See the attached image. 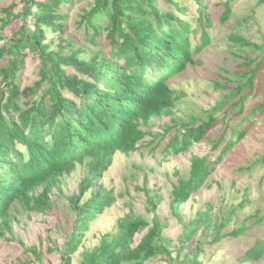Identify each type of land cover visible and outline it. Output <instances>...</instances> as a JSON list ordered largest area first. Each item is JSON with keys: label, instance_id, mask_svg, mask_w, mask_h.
<instances>
[{"label": "trees", "instance_id": "1", "mask_svg": "<svg viewBox=\"0 0 264 264\" xmlns=\"http://www.w3.org/2000/svg\"><path fill=\"white\" fill-rule=\"evenodd\" d=\"M224 1L221 22L227 20L234 0ZM70 3L71 0H24L18 13L13 12L15 4L0 9L1 32L12 22H21L0 46V239L14 240L9 214L13 203H20L29 214H50L52 189L62 177L81 168L84 178L78 184V193L68 199L74 220L61 252L62 264H71L70 257L91 222L116 201L112 190L98 184L115 153L128 156L136 152L139 143L149 136L147 128L153 119L171 118V126L165 128L164 134L176 125L172 110L183 96L175 94L167 81L188 66L201 65L194 57L210 44L208 31L212 27L204 0H194L197 16L193 21L183 19L187 10L177 0H94L90 10L82 12L79 25L86 26L91 44L98 45L104 33L107 45L104 53L97 51L80 58L86 51L70 40L60 41L64 45L58 44L55 50L49 40L53 34L64 33L63 21ZM161 4L170 9L163 10ZM102 17L106 22L101 30L93 21ZM228 39L233 46H252L239 36ZM27 54L39 61V79L31 88L19 92L16 79ZM253 73L249 70L242 76L245 81L238 82L236 96L241 87L252 86ZM20 96L25 99L22 108L18 104ZM222 106L219 104L197 126L181 124L164 155H179L199 143L214 125L213 115ZM256 111L264 114V103ZM231 134L234 139L227 142L214 161L190 156L187 178L178 179L172 186L169 208L174 215L245 132ZM91 188H95L91 196L82 202ZM143 193L146 211L152 214L150 222L129 210L112 233L101 235L97 246L81 254L79 264H144L158 256L166 257L169 264L175 263L176 253L166 248L169 243L162 238L165 224L155 214L160 197L144 189ZM200 222L198 218L182 223L184 235L190 238ZM144 230L146 233L133 246L134 235ZM263 248L264 241H257L243 260H257ZM30 252L40 260L35 249Z\"/></svg>", "mask_w": 264, "mask_h": 264}, {"label": "rangeland", "instance_id": "2", "mask_svg": "<svg viewBox=\"0 0 264 264\" xmlns=\"http://www.w3.org/2000/svg\"><path fill=\"white\" fill-rule=\"evenodd\" d=\"M93 1L71 0L65 11L64 33L49 37L51 49L55 50L62 44L60 41L68 39L86 51L79 55L80 58H88L97 51L104 53L107 45L104 33L98 45H93L87 39L86 26L79 25L82 12L89 11ZM23 2L0 0V9L15 4L13 12L18 13ZM177 2L187 10L183 19L193 21L197 16L194 0ZM224 2L204 0L212 27L208 31L210 44L194 57L201 65L188 66L167 81L175 94L183 96L172 110L176 125L164 134L165 128L171 126V118L153 119L147 128L149 136L139 143L136 152L128 156L115 153L111 166L98 184L105 190H112L116 201L91 222L80 246L70 257L71 264H79L81 254L97 246L101 235L112 233L129 210L150 222L152 214L146 211L143 189L160 197L155 214L165 224L162 238L169 243L166 248L177 255L174 264H193V260L195 264H264V248L257 260H243L257 241H264V114L256 111L264 103V0H234L227 20L221 22ZM161 8L170 9L162 4ZM105 22V17L93 21L101 30ZM20 25V21H14L0 31L3 38L0 46ZM232 35L252 46H233L228 39ZM198 38L199 33L193 37L195 42ZM38 62L33 54H27L16 79L19 92L38 81ZM249 70H254L252 86L241 87L236 96L238 82L245 81L242 76ZM24 102L20 96V108ZM219 104L223 106L213 115L214 125L199 143L179 155H164L165 147L181 130V124L197 126ZM232 131H244L245 135L222 157L200 189L180 205L177 216L174 215L169 208L172 186L178 179L187 178L190 156L214 161L227 142L234 139ZM83 178L82 169L77 168L73 174L59 180L50 195L53 209L48 215L29 214L20 203H13L9 214L13 219L14 240L0 239V264H62L61 252L74 220L68 199L78 193V184ZM94 189L87 192L82 202ZM198 218L201 222L196 232L187 238L182 223L188 224ZM187 230L190 233V229ZM145 233L146 230L134 235L133 246ZM31 249L41 255L39 261L31 254ZM144 264L169 263L166 257L158 256Z\"/></svg>", "mask_w": 264, "mask_h": 264}]
</instances>
